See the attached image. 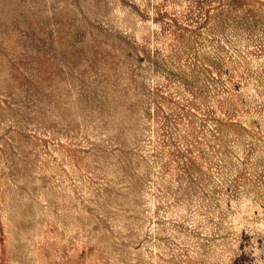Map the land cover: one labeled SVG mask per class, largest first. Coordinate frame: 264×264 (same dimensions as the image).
Here are the masks:
<instances>
[{
    "label": "rangeland",
    "instance_id": "obj_1",
    "mask_svg": "<svg viewBox=\"0 0 264 264\" xmlns=\"http://www.w3.org/2000/svg\"><path fill=\"white\" fill-rule=\"evenodd\" d=\"M0 264H264V0H0Z\"/></svg>",
    "mask_w": 264,
    "mask_h": 264
}]
</instances>
